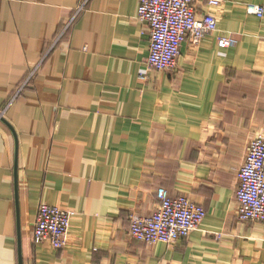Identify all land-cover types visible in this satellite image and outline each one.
Instances as JSON below:
<instances>
[{
	"label": "crops",
	"instance_id": "0c3cea01",
	"mask_svg": "<svg viewBox=\"0 0 264 264\" xmlns=\"http://www.w3.org/2000/svg\"><path fill=\"white\" fill-rule=\"evenodd\" d=\"M83 1L0 0V264H264V221L239 220L235 197L264 133V12H247L264 0H222L217 30L163 71L146 64L139 0H87L72 20ZM161 186L202 223L133 239ZM41 203L70 214L60 249L33 239Z\"/></svg>",
	"mask_w": 264,
	"mask_h": 264
},
{
	"label": "built area",
	"instance_id": "2783aa9c",
	"mask_svg": "<svg viewBox=\"0 0 264 264\" xmlns=\"http://www.w3.org/2000/svg\"><path fill=\"white\" fill-rule=\"evenodd\" d=\"M86 2L79 4L72 20ZM198 3L209 8L201 17L196 11ZM221 4L222 0H139L136 17L149 27L150 34L147 66L156 71L173 69L184 42L196 47L205 35L217 30V17L212 10ZM247 12L261 17L264 9L250 4ZM232 43L229 35L217 39L220 48H227ZM139 78L145 80L146 72H140ZM237 178V218L264 221V133H257L251 139ZM155 195L158 201L156 210L131 219L129 235L133 239L151 244H172L198 229L205 216L200 204L186 195L171 196L162 186L157 188ZM69 226V212L41 203L34 222L33 239L35 242L48 240L53 248L60 249L66 243ZM216 236L220 237L219 234Z\"/></svg>",
	"mask_w": 264,
	"mask_h": 264
},
{
	"label": "water",
	"instance_id": "95a60500",
	"mask_svg": "<svg viewBox=\"0 0 264 264\" xmlns=\"http://www.w3.org/2000/svg\"><path fill=\"white\" fill-rule=\"evenodd\" d=\"M17 177V171H16V166H15V178ZM19 264H21V254H19Z\"/></svg>",
	"mask_w": 264,
	"mask_h": 264
}]
</instances>
